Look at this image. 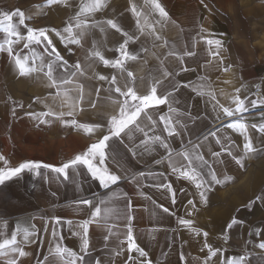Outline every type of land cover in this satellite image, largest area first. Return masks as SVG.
<instances>
[{
  "label": "crops",
  "instance_id": "1",
  "mask_svg": "<svg viewBox=\"0 0 264 264\" xmlns=\"http://www.w3.org/2000/svg\"><path fill=\"white\" fill-rule=\"evenodd\" d=\"M159 2L169 16L162 24L156 23L160 18L148 0H131L161 36V40H156L147 26L143 35L137 30L130 0H107V19L117 21L122 18V29L139 37L129 41L128 50L137 58L125 61L123 73L105 66L98 58L85 59L92 51H100L105 59L118 58L116 49L126 37L115 29L107 25H102L103 31L99 27L92 28L90 47L84 42L66 44L59 38L57 51L63 61L69 65L77 62L84 66L91 64L83 76L77 77L85 85L84 101L72 117H63L103 125L91 134L62 125L52 118H45L50 120L48 124H40L34 119L32 113L49 108L57 112L69 109L61 107V98L55 96V89L48 87L49 81L43 73L21 77L13 57L7 51L1 53L0 155L4 160L0 161V169L14 168L27 161L59 166L83 152L107 134V120L118 112V105L112 101L120 99L119 95L105 91L113 86L96 77L104 75L111 79L116 75L118 85L123 86L129 79L127 73L132 72L138 92L147 94L152 81L163 79V61V66L173 73L164 80L165 86L169 82L179 85L172 106L184 114L181 122L185 127L177 126L181 135L167 137L158 115L166 114L168 106H160L148 110L157 120L154 131H148V135H160L166 139L178 164L186 162L177 153L203 142L199 151L213 165L218 178L230 175L233 179L222 186L213 185L207 202L202 201L200 190L192 181L172 172L166 149L157 144L149 145L145 150L140 143L144 139L143 133H137L131 140L124 137L123 142H109L113 148L119 147L115 152H107L105 166L121 177L110 189L102 188L82 166L77 173L69 170L68 180L45 169L40 170L41 175L25 171L18 178L0 185V238L19 232L18 241L29 253L22 258V264H45L49 250L56 243L81 254L83 231L79 225L84 220H91V212L100 198L107 199L113 193L118 199L109 206L133 216V234L146 255L140 257L135 251L131 254L127 251L125 225L128 222L123 215L113 216L107 222L89 225L90 246L86 264H97V261L100 264H141L143 260L149 264H235L241 255H246L251 264H258L264 254V249L257 247L264 242V151L245 157L243 167L226 152H221L219 157L211 155L223 147H228L237 157L243 155V136L228 128L229 123L240 118L249 126L264 123V103L256 108L251 106L254 99L264 101V0ZM59 31L63 29L60 27ZM95 35L98 38L100 35V42ZM208 39H219L222 46H209ZM23 44L20 41L13 45L14 55L31 58L35 54L43 56L45 61L49 59L43 45L33 44L25 49ZM169 50L181 56L185 51L194 54L183 56L181 64L176 57L167 55ZM213 52L217 55L210 54ZM184 68L187 71L181 70ZM96 88L100 89L99 94ZM237 96L244 100L248 111L226 117L223 107L234 109ZM143 125L151 127L146 119ZM212 131H216L217 136H208L204 140ZM249 134L255 146L264 149V135L251 127ZM217 139L221 140L220 144L216 143ZM208 171L207 167L202 170L205 179L209 178ZM141 173L145 175L141 176ZM161 183L171 185L172 192L156 186ZM83 199L92 201V204H80ZM188 201H192L196 208ZM163 208L169 211L165 213ZM182 219L191 220L192 224L182 225ZM234 219L237 223L229 229L228 225ZM109 228H112L111 234ZM24 229L34 233L30 237L32 242L23 241ZM204 232L208 233L207 237ZM106 235L109 236L107 241L104 239ZM206 243L217 251L211 260L208 259L210 250L204 247ZM0 264H6V260L0 258Z\"/></svg>",
  "mask_w": 264,
  "mask_h": 264
},
{
  "label": "snow or ice",
  "instance_id": "2",
  "mask_svg": "<svg viewBox=\"0 0 264 264\" xmlns=\"http://www.w3.org/2000/svg\"><path fill=\"white\" fill-rule=\"evenodd\" d=\"M66 0H46L44 7H48L54 4L65 3ZM152 10L158 14L159 20L156 21L157 24H162L168 21L169 16L165 8L161 5L159 0H148ZM131 13L136 18L135 26L141 35L144 34L145 26L150 29V35L154 36L156 40H161V36L156 32L155 27L148 23L147 16L138 10L134 3H131ZM107 6V0H80L79 11L75 13L72 18L73 22H69L63 31H57L56 29H51L57 37H60L61 42L66 44H81L82 39L86 36L87 31L90 28L99 27L103 31L102 24H106L109 28L115 29L116 32L121 33L126 39L119 44L116 51L119 53L116 59H105L100 51H92L85 58L86 60L95 57L103 62L105 66H110L114 69L119 70L121 73L124 71L125 61L135 60L137 58L136 54L128 50L129 41L133 39H139V37H133L129 35L128 32L124 31L120 24L114 19H107L106 21L91 20L88 17H92L93 14L101 12ZM83 17V18H82ZM143 17V24L141 23V18ZM15 18H18V23L14 22ZM26 14L23 11L15 10L12 12H0V39H3V43H0V51H7L10 57H13L15 68L21 77L30 76L33 73H43V75L49 81L48 87L56 90L55 96L61 98V107L69 109L68 111H54L49 108L46 111L40 113H32L34 119H37L40 124H48L50 120L45 119L52 118L59 120L62 125L72 126L77 129L83 130L85 134H91L103 127L101 123H80L76 119L65 120L63 117H72L74 111L80 108L81 103L85 99V85L78 81V76H83L85 74L86 67L90 68L91 64L87 66L82 65L80 62L74 65H69L67 61H63L60 53L57 51L56 47L53 45L52 39L49 38V29L40 28L33 29L28 27L26 33H22L21 28L25 26ZM21 40L24 41L23 47L28 49L31 45H43L45 52L49 59L45 61L43 56H36L35 54L30 58L28 55L21 56L20 54H13V45L19 43ZM46 42V44H44ZM206 43L209 46H216L220 48L222 42L219 39H208ZM167 41H165V45ZM161 45V47L165 46ZM50 49V51H48ZM194 53L190 51H185L183 56H191ZM211 55H217V53H210ZM168 56L176 57L182 64L183 56L174 50H169ZM31 60V63H30ZM39 61V63H37ZM62 63H58L61 62ZM59 69V74L57 73ZM182 71H187L186 68L181 69ZM161 71L163 79H155L149 85L147 94H140L138 89L135 87L133 78V73L128 72V80L125 81L123 86L118 85V79L116 75H113L111 79L104 75H99L96 77L100 81H106L113 87L105 89V91L112 93L115 92L119 95L120 99L113 100L114 105H118V112L111 115L107 120V134L103 135L102 138L96 143L90 144L86 150L76 154L73 158L63 162L59 166L52 164H46L36 161H27L20 163L17 167L8 168L7 170L0 169V185H4L6 182L13 180V178H18L21 173L28 171L35 175H41L40 170L45 169L51 173L57 174L64 180L70 178L71 170L73 173H77L79 168L82 166L87 170L94 180L99 182V185L104 189H110L111 186L117 185L121 177L114 174L108 170L105 166L106 155L108 151L115 152L118 150V145L113 148L110 141H120L123 142L124 137H128L131 140L136 136L137 133H143L144 139L140 141L144 145L145 150H148L149 145H159L168 151V161L169 167L173 173H177L179 177L185 178L192 181L195 187L199 189V196L202 201L207 202L208 193L213 189V185L222 186L230 182L233 177L230 175H225L222 179L218 178L217 171L200 153L199 149L203 147V142L193 144L190 149H186L177 153L178 157H181L186 163H177V161L172 156V149L167 143L166 139L162 138L160 135H148V131H154V127L157 124V120L151 114L149 109H158L160 106H168V111L166 114H159V123L163 124V131L167 134V137H175L181 135L178 131L177 126L181 129L185 127L181 122V117L184 115L179 112L176 107L172 105L175 103L173 97L177 91L179 85L172 84L169 82L168 86H165L164 80H167L173 75L166 67L163 66V61H161ZM72 85L73 87H66ZM170 89V90H169ZM96 93H100V89H95ZM239 92V89H236ZM73 93H76L73 95ZM215 99V97H213ZM264 103V101L252 100V108H256L258 104ZM92 106L95 107V102H92ZM223 107V106H222ZM248 111L245 107L244 100L239 96L235 98V108L223 107V113L226 117H233L236 114ZM175 114V118H174ZM146 119L149 122L148 125H143V120ZM228 128L234 130L243 136V155L235 156L228 147L221 148L220 152L213 151L211 155L213 157H219L221 152H226L228 156L232 157L237 165L240 167L244 166V159L250 154H254L264 149H258L255 146L252 136L249 134V127L255 129L257 133L264 135V123L256 124L253 123L250 126L244 122L243 118L236 119L232 123L227 125ZM148 128V130H146ZM208 136L216 137L217 132H209L207 136L203 139L207 140ZM226 139V138H225ZM191 143V142H189ZM217 144L221 143L220 139L216 140ZM4 160V157L0 155V161ZM98 160V163H97ZM159 163V161L157 162ZM223 163V161H221ZM207 167L209 169L205 179L202 175L203 168ZM145 175L144 173L140 174ZM135 179V177H134ZM159 188H166L169 192H172V187L169 184H157ZM118 197L113 193L107 199L100 198L98 204L94 207L91 212V220H84L79 227L83 231L82 244H81V254H77L75 251L68 249L67 247L61 246L59 243L49 250L48 257L45 260V264H86V257L89 250V225L93 222H107L111 217H120L127 220L125 227L126 232V242L127 251L131 254L133 251L139 253L140 257H145V252L138 246L136 238L134 237L131 222L133 216L130 214H122L117 208L110 207ZM83 205H91L92 201L88 199H83L79 201ZM190 205L195 209L196 205L192 201H188ZM129 211L131 210V205H128ZM163 212L167 213L168 208H163ZM59 222L58 220L56 221ZM182 225H191L192 221L188 219L180 220ZM237 221L234 219L228 228L231 229ZM34 228V226H32ZM108 232L112 233V228L108 229ZM55 234V231H54ZM19 232H13L9 235L0 238V258L6 260V264H22V258L28 256V252L25 250L21 243L18 241ZM34 235L29 229L23 230V241L25 243L32 242L30 237ZM205 237L208 236L207 232H204ZM104 239L109 240V236L106 235ZM227 239V238H226ZM123 243V242H122ZM205 248L210 250V255L208 259L211 260L217 255V251L212 250L211 246L207 243L204 245ZM257 247L264 249V242H260ZM122 250V249H121ZM119 252H117V255ZM129 259H133L130 255ZM97 264H100L97 261ZM141 264H149L147 260L141 261ZM235 264H251L246 255H241L236 260ZM258 264H264V254L259 258Z\"/></svg>",
  "mask_w": 264,
  "mask_h": 264
},
{
  "label": "rangeland",
  "instance_id": "3",
  "mask_svg": "<svg viewBox=\"0 0 264 264\" xmlns=\"http://www.w3.org/2000/svg\"><path fill=\"white\" fill-rule=\"evenodd\" d=\"M45 4L46 0H0V12H12L17 9L25 12L26 21L25 26L21 28L22 33H26L28 27L33 29H49V38L55 43L57 49L60 37H57L55 33L51 31V29H56L59 31L60 27L63 29L69 22L74 23L72 18L75 16V13L79 11L80 0H66L65 3L54 4L48 7H44ZM106 9L107 6L101 12L93 14L92 17H88L89 21L93 19L106 21ZM117 21L120 26L124 24L122 18H117ZM14 22L18 23V18H15ZM91 31L92 28L87 31L86 36L81 41L84 42L88 47H90L91 43ZM95 37L98 38L97 35H95ZM99 39L100 35L98 40ZM0 43H3V39H0ZM44 43L46 44V42ZM2 52L3 51H0V56ZM67 53L69 54L70 50H68Z\"/></svg>",
  "mask_w": 264,
  "mask_h": 264
}]
</instances>
